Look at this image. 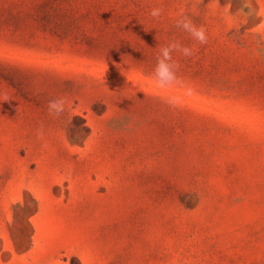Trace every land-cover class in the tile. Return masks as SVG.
<instances>
[{
	"label": "rangeland",
	"instance_id": "obj_1",
	"mask_svg": "<svg viewBox=\"0 0 264 264\" xmlns=\"http://www.w3.org/2000/svg\"><path fill=\"white\" fill-rule=\"evenodd\" d=\"M0 264H264V0H0Z\"/></svg>",
	"mask_w": 264,
	"mask_h": 264
},
{
	"label": "clouds",
	"instance_id": "obj_2",
	"mask_svg": "<svg viewBox=\"0 0 264 264\" xmlns=\"http://www.w3.org/2000/svg\"><path fill=\"white\" fill-rule=\"evenodd\" d=\"M151 15L153 17H158L160 15V10L159 9H154L151 13ZM183 27L185 30L189 31L193 36H195L201 43H205L206 42V37L204 35V30L203 28L200 29H196L195 26L191 23V21H187L186 23L183 24ZM163 53H164V57L166 59H170V52L168 50V48H164L163 49ZM183 54L185 56H191L192 52L190 49L188 48H184L183 49ZM162 69L167 70V65L164 64L162 61L157 62V66H156V75L157 77H159L158 80V84L160 87H167L170 83L172 82H179L178 78L176 76L175 72H164L162 71ZM170 104H172L173 106L177 105L179 103V98L177 97H172L169 99L168 101ZM63 104H64V100L63 99H59V100H55V101H50L49 102V109H55V111L57 113H60L63 111Z\"/></svg>",
	"mask_w": 264,
	"mask_h": 264
}]
</instances>
